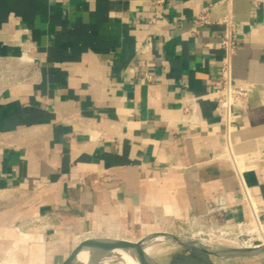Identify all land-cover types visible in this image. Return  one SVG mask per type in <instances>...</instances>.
I'll list each match as a JSON object with an SVG mask.
<instances>
[{
	"label": "crops",
	"instance_id": "crops-1",
	"mask_svg": "<svg viewBox=\"0 0 264 264\" xmlns=\"http://www.w3.org/2000/svg\"><path fill=\"white\" fill-rule=\"evenodd\" d=\"M0 61V264L264 220V0H0Z\"/></svg>",
	"mask_w": 264,
	"mask_h": 264
},
{
	"label": "water",
	"instance_id": "water-1",
	"mask_svg": "<svg viewBox=\"0 0 264 264\" xmlns=\"http://www.w3.org/2000/svg\"><path fill=\"white\" fill-rule=\"evenodd\" d=\"M155 242L193 248L220 259L249 257L264 251V245H261L258 241H253L254 245H258L256 248H250L207 244L194 238L159 232L148 234L137 242L105 237H89L79 242L74 250L58 264H100L104 260L110 264H123L122 255L129 257L134 264H162L144 252L146 245Z\"/></svg>",
	"mask_w": 264,
	"mask_h": 264
},
{
	"label": "rangeland",
	"instance_id": "rangeland-1",
	"mask_svg": "<svg viewBox=\"0 0 264 264\" xmlns=\"http://www.w3.org/2000/svg\"><path fill=\"white\" fill-rule=\"evenodd\" d=\"M6 64V62L0 61V75L3 73ZM198 231H201L203 233H211V230H206V227L204 225H198L196 228H194L193 231L182 230L177 234L184 237L194 238L204 243L211 242L208 241L206 236L196 235L195 237L194 234ZM220 234L226 235L227 237H234L237 235L238 237L236 241H234L236 243H233L237 246L240 245V243H242L243 241H258V239H260L262 235L264 236V220H260L259 223L256 224L252 222L247 226H244V228L235 231L221 230ZM211 243L232 245V243L220 239H215ZM154 244H156L158 248L161 249V251L153 256V258L162 264H264V253L249 257L220 259L193 248L180 247L165 242H155Z\"/></svg>",
	"mask_w": 264,
	"mask_h": 264
},
{
	"label": "built area",
	"instance_id": "built-area-1",
	"mask_svg": "<svg viewBox=\"0 0 264 264\" xmlns=\"http://www.w3.org/2000/svg\"><path fill=\"white\" fill-rule=\"evenodd\" d=\"M161 0H158L160 2ZM228 4L231 0H221ZM195 21L200 24L210 23L208 9L200 12ZM220 22L224 25V31L220 42L223 50V57L220 62V79L218 95L215 98V106L222 111L226 131L229 129V118L232 108H240L245 105L247 92L244 88L235 86L232 83L231 76V57L236 50L235 22L232 21L229 14L224 15ZM188 106L184 111L188 112Z\"/></svg>",
	"mask_w": 264,
	"mask_h": 264
},
{
	"label": "bare ground",
	"instance_id": "bare-ground-1",
	"mask_svg": "<svg viewBox=\"0 0 264 264\" xmlns=\"http://www.w3.org/2000/svg\"><path fill=\"white\" fill-rule=\"evenodd\" d=\"M25 57V56H24ZM24 59V58H23ZM239 171V169H238ZM239 174V173H238ZM240 175V174H239ZM259 223V222H258ZM196 225V224H195ZM236 233V232H235ZM193 235V234H192ZM196 235H200V236H206V238L208 239V241H213L215 239H220V240H223V241H226V242H229V243H232V245L230 246H237V245H234L233 243H236L234 241H236L237 239V235L234 236V237H227L226 235H223V234H220L219 230L217 232V230H211V233H203L201 231H198L194 234V236L196 237ZM261 236V235H260ZM192 237V236H191ZM231 240V241H230ZM245 240V239H244ZM211 242H207V244H212ZM258 242L261 243V245H264V236L262 235L260 239H258ZM238 246H242V247H250V248H256L258 245H254L253 244V241H243L242 243H240V245ZM161 251V249L158 248V246L154 243H151V244H148L145 246L144 248V252L150 256V257H153L155 256L156 254H158L159 252ZM264 253V251L262 252ZM261 254V253H260ZM122 261H123V264H134V262L127 256L125 255H122ZM100 264H110L108 261L104 260L102 261Z\"/></svg>",
	"mask_w": 264,
	"mask_h": 264
}]
</instances>
